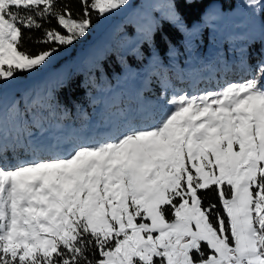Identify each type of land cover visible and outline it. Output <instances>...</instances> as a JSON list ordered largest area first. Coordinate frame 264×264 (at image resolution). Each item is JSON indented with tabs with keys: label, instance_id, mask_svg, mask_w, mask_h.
I'll return each instance as SVG.
<instances>
[{
	"label": "snow or ice",
	"instance_id": "snow-or-ice-1",
	"mask_svg": "<svg viewBox=\"0 0 264 264\" xmlns=\"http://www.w3.org/2000/svg\"><path fill=\"white\" fill-rule=\"evenodd\" d=\"M77 2L0 0V91L129 6ZM242 3L264 14V0ZM241 64L250 78L174 94L100 141L54 152L0 135V264H264V39Z\"/></svg>",
	"mask_w": 264,
	"mask_h": 264
},
{
	"label": "rangeland",
	"instance_id": "rangeland-1",
	"mask_svg": "<svg viewBox=\"0 0 264 264\" xmlns=\"http://www.w3.org/2000/svg\"><path fill=\"white\" fill-rule=\"evenodd\" d=\"M177 17L170 0H129L128 7L97 19L85 38L71 47H61L45 66L31 73H18L15 80L4 86L0 91V135L6 139L14 137L20 143L25 140L49 143L50 137L60 139L65 134L61 151L72 143L91 141L90 131L83 136L84 127L92 128V131H100L103 127L97 126L95 119L88 120L84 127L59 123L52 112L54 101L49 97L70 73L79 71L89 76L109 48H115L120 54L138 56L139 42L149 38L151 29L161 19L176 25L181 32V45L171 47L163 63L177 78H184L187 87L177 90L178 82L170 78L167 83L172 88L166 94L151 98L140 93L147 68L158 62L154 51L151 52L153 58H147L145 66L124 65L113 84L105 91H99L101 105L97 108L98 113L120 95L132 99L125 102V113L121 115L118 106L110 113L113 122H103L110 126L108 135L122 130L127 117H139L142 108L160 112L174 94L198 95L209 91L196 88L200 76L215 75L223 78L221 83L228 82L224 78L238 71L245 55L256 49L261 53L264 19L259 12L245 6L242 0H232L231 4L224 6L220 0H211L189 25H184L179 17L177 22ZM204 25L205 40L200 34ZM252 40L259 41L258 48L250 43ZM149 103L154 107L148 108ZM117 122L120 124L116 125ZM136 122L139 123L138 118Z\"/></svg>",
	"mask_w": 264,
	"mask_h": 264
},
{
	"label": "trees",
	"instance_id": "trees-1",
	"mask_svg": "<svg viewBox=\"0 0 264 264\" xmlns=\"http://www.w3.org/2000/svg\"><path fill=\"white\" fill-rule=\"evenodd\" d=\"M210 1L211 0H192V2H187V0H170L173 9L184 25H189L194 19L198 18L199 13ZM220 1L222 6L231 4L229 0ZM67 2L74 13L80 11V5L77 0H67ZM260 14L264 19V14ZM96 20L97 19H94L93 23ZM52 26H55V21H52ZM200 34L205 40L206 25L202 27ZM25 35L27 36L28 33L26 32ZM33 35L39 37L41 32L35 31ZM162 35L165 37V41L163 42L160 39ZM181 38V32L176 25L171 24L168 20L161 19L151 29L149 38L139 42L138 56L133 55V53L120 54L115 48L107 49L104 55L100 57L97 65L93 67L89 76H87L86 73L74 71L70 73L64 81L62 80V82H59L54 89L53 96L49 97L54 101L52 109L54 118L61 124L70 123L75 126L83 127L87 124L88 120L95 119L96 125L103 128L100 131H92V128L90 130L84 127L83 136L85 137L90 131L91 141L105 139L108 136L107 130L110 129V126L104 125L103 122H109L110 124L113 122V116L110 113L118 106H120V114L122 115L125 113V102L132 99L129 96L120 95L102 107L99 110L100 113H98L97 108H100L101 105L99 91H105L113 84L116 75L121 71L124 65H132L134 67L145 66L147 58L153 56L151 55L152 51H154V57L157 58L158 62L147 68L144 81L139 90L140 93L148 95L151 98L160 97L172 88L167 83L170 78L178 82L176 86L177 90L185 89V87H187L185 79L180 77L177 78L172 73L171 68L163 63L166 60V54L169 49L173 46L181 45ZM250 43L257 45V48L259 46V41L257 40H252ZM23 47L34 54L37 49L45 48L46 45L25 39ZM260 56L261 53L259 49L250 51L247 54L248 63L254 64ZM237 70L238 71L231 73L229 76L226 75L224 81H239L241 79L250 78L248 71L242 65L239 66ZM222 79V77L219 79L218 76L215 75L200 76L196 80L197 85L195 86L201 91H205L206 89L215 90L224 84L221 83ZM172 83L173 82H171V84ZM133 117L138 118V116H129L126 120ZM119 124L120 122H117L116 125ZM46 136L48 138L50 137L49 135ZM3 139L4 142L10 146L18 143L15 141L14 137ZM28 142V140H25L24 144ZM34 142H43L46 145L53 146L54 152H60V144L65 142V134L60 136V139L50 137L49 143L42 140H35ZM7 155L10 163L16 162L14 159L15 153L12 151L11 147ZM20 158L29 159L30 157L23 155L21 151ZM200 195L204 197L205 205L209 203H218V198L212 191H201Z\"/></svg>",
	"mask_w": 264,
	"mask_h": 264
}]
</instances>
